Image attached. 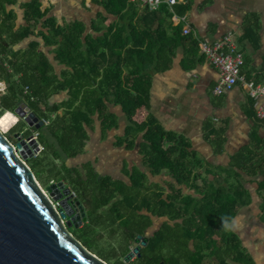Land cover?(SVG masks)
I'll return each mask as SVG.
<instances>
[{"label": "trees", "instance_id": "1", "mask_svg": "<svg viewBox=\"0 0 264 264\" xmlns=\"http://www.w3.org/2000/svg\"><path fill=\"white\" fill-rule=\"evenodd\" d=\"M193 2L177 4L175 10L184 14ZM16 3L0 0V118L6 112L15 117L3 131L12 139L29 128L16 113L24 102L46 120L33 128L43 149L27 161L42 184L64 181L83 202L88 221L70 232L81 241L87 236L82 243L109 264H256L230 230L238 211L252 200L240 172L241 156L214 170L187 137L165 129L151 112L154 75L171 68L180 48L192 61L189 66L197 62L199 42L174 25L170 7L152 10L129 0H102L108 15L99 14L100 23L94 20L88 32L83 21L60 24L40 0L23 4L26 25L20 26ZM42 20L43 30L36 33ZM34 34L54 47L55 59L65 66L61 73L39 40L18 48ZM62 91H68V99L53 103ZM111 104L121 105L130 121L116 144L133 149L142 137L141 154L151 175L173 181L151 182L147 172L125 168L129 183L99 174L92 162L69 166V159L85 152L97 116L104 138L118 127ZM208 131L209 139L219 135L212 125ZM261 190L264 198V183ZM155 217L166 220L141 256L127 261L130 244L154 225Z\"/></svg>", "mask_w": 264, "mask_h": 264}, {"label": "crops", "instance_id": "2", "mask_svg": "<svg viewBox=\"0 0 264 264\" xmlns=\"http://www.w3.org/2000/svg\"><path fill=\"white\" fill-rule=\"evenodd\" d=\"M30 1L17 0L13 6L20 26L26 25L23 4ZM40 1L43 9H50L49 16L56 17L60 24L83 21L88 26V32L92 31L93 21L98 22L99 14L108 15L102 0ZM186 1L179 0L178 4ZM137 3L140 8L145 6ZM175 6L174 11L179 15L185 14L187 22L173 17L174 25H180L184 30L189 24L191 33H183L199 42L195 56L197 62L189 66L192 61L187 58L185 48H180L171 68L154 75L151 112L165 129L187 137L193 149L214 170L229 167L232 157L241 156L243 169L240 172L252 200L238 211L230 230L240 237L243 247L252 254L256 264H264V198L261 193L264 183V120L257 113L264 96L258 99L252 97L243 83H238L223 94H216L214 88L220 73L207 61L201 48L204 41L213 42L227 33H233L244 55L242 74L247 80L264 85V0H194L192 7L184 14L178 13ZM42 23L43 20L36 33L43 30ZM36 40L40 41L56 71L61 73L65 66L55 59L54 47L46 46L43 37L31 35L18 48L26 49ZM68 97V91H62L52 97V102L60 103ZM110 109L118 116V127L110 130L104 138L101 120L97 116L94 129L89 130L90 140L85 152L69 159V166L81 167L84 163L92 162L99 174L129 183L130 178L124 174L125 168H139L147 172L151 182L173 181L169 176L151 175L141 154L142 137L133 149H128L126 144H116L118 138L126 134L130 121L121 105L111 104ZM210 125L217 129L218 137L215 135L209 139ZM34 132L37 137L38 131ZM116 163L119 165L116 166ZM115 168L120 170L114 171Z\"/></svg>", "mask_w": 264, "mask_h": 264}, {"label": "water", "instance_id": "3", "mask_svg": "<svg viewBox=\"0 0 264 264\" xmlns=\"http://www.w3.org/2000/svg\"><path fill=\"white\" fill-rule=\"evenodd\" d=\"M16 113L29 128L17 132L13 141L0 127V264H109L69 230L88 221L78 195L64 181L44 186L27 163L40 152L33 128L40 129L45 119L26 102ZM141 239L146 245L150 238L138 235L127 261L136 253L141 256Z\"/></svg>", "mask_w": 264, "mask_h": 264}, {"label": "built area", "instance_id": "4", "mask_svg": "<svg viewBox=\"0 0 264 264\" xmlns=\"http://www.w3.org/2000/svg\"><path fill=\"white\" fill-rule=\"evenodd\" d=\"M132 2H140L143 5H148L150 9H159L162 5H168L174 12L175 19L187 22V16L179 15L174 11V6L178 4L179 0H130ZM185 34L191 33V28L187 24L183 30ZM201 48L207 61L215 66L220 73V78L214 88L216 94H223L231 90L238 83H243L248 90V93L258 99L264 96V85L258 84L253 80H247L242 74V67L244 65V55L239 50L236 42V36L233 33H227L213 42L204 41L201 43ZM258 117L264 120V99L260 102L258 110ZM39 133H37L38 135ZM43 147L40 148V151ZM75 194H77L75 192ZM55 206L59 207V201H55Z\"/></svg>", "mask_w": 264, "mask_h": 264}, {"label": "rangeland", "instance_id": "5", "mask_svg": "<svg viewBox=\"0 0 264 264\" xmlns=\"http://www.w3.org/2000/svg\"><path fill=\"white\" fill-rule=\"evenodd\" d=\"M6 113H8V112H6ZM6 113H4V115L0 118V120H2L3 118H4V116L6 115ZM12 116H13V114H12ZM25 120V119H24ZM25 122H27L26 120H25ZM3 128H4V126L3 127H1V129L3 130ZM12 139H13V141H16V138H15V135H14V137H12ZM27 163H28V161H27ZM29 164V163H28ZM116 166L117 165H119V164H115ZM115 166V167H116ZM99 167H101L100 165H99ZM116 170H114V171H117V170H120V168H115ZM101 170H102V168H101ZM107 169H105V171H106ZM109 171H111V170H109ZM108 170H107V172H109ZM111 175H113L112 173H110ZM43 185L44 186H46V183H43ZM164 220H166V218H155V225L156 226H154L153 228H150L149 229V232H150V234L152 233V230L153 229H155V228H157L159 225H161L162 224V222L164 221ZM82 225H80V227H81ZM79 227V228H80ZM78 229V228H77ZM76 236V235H75ZM78 238V237H77ZM81 239H82V241H84L85 239H88V237L87 236H83V237H81ZM97 255V254H96ZM136 256V254L132 257V259L134 258ZM131 259V260H132Z\"/></svg>", "mask_w": 264, "mask_h": 264}, {"label": "flooded vegetation", "instance_id": "6", "mask_svg": "<svg viewBox=\"0 0 264 264\" xmlns=\"http://www.w3.org/2000/svg\"><path fill=\"white\" fill-rule=\"evenodd\" d=\"M155 218H159V217H155ZM155 218H154V225H153L151 228H153L154 226H156V225H155ZM160 226H161V225H159L157 228L153 229L151 234H150L149 230L146 231V233H145L143 236H148V237L150 238V237L152 236V234H153V233H154V232H155ZM135 240H136V239H135ZM135 240H134V241H135ZM134 241H133L132 243H134ZM132 243H131V244H132ZM131 244H130V245H131ZM138 245H140V246L143 248V246H144V239H141L140 242L138 243ZM142 248H141V249H142ZM141 249H140V251H141ZM136 254H138V253H136Z\"/></svg>", "mask_w": 264, "mask_h": 264}, {"label": "snow or ice", "instance_id": "7", "mask_svg": "<svg viewBox=\"0 0 264 264\" xmlns=\"http://www.w3.org/2000/svg\"><path fill=\"white\" fill-rule=\"evenodd\" d=\"M10 122H15V117L12 115H5L2 120H0V127L7 126Z\"/></svg>", "mask_w": 264, "mask_h": 264}, {"label": "clouds", "instance_id": "8", "mask_svg": "<svg viewBox=\"0 0 264 264\" xmlns=\"http://www.w3.org/2000/svg\"><path fill=\"white\" fill-rule=\"evenodd\" d=\"M6 115H12V113H6Z\"/></svg>", "mask_w": 264, "mask_h": 264}]
</instances>
